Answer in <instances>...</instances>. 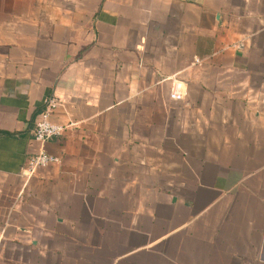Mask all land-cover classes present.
Segmentation results:
<instances>
[{"label": "crops", "instance_id": "crops-1", "mask_svg": "<svg viewBox=\"0 0 264 264\" xmlns=\"http://www.w3.org/2000/svg\"><path fill=\"white\" fill-rule=\"evenodd\" d=\"M0 264H264V0H0Z\"/></svg>", "mask_w": 264, "mask_h": 264}, {"label": "built area", "instance_id": "built-area-1", "mask_svg": "<svg viewBox=\"0 0 264 264\" xmlns=\"http://www.w3.org/2000/svg\"><path fill=\"white\" fill-rule=\"evenodd\" d=\"M185 93L186 89L183 83L175 82L171 86L169 95L172 98L180 99L184 97ZM57 103L58 100L53 95L47 96L44 99L43 108L34 118V125L32 127V136L35 140L44 142L45 140L62 132L64 125L51 119L52 110ZM58 160V156L49 153L44 147H41L29 157L27 165L22 172L24 174H30L38 167L49 165L57 162Z\"/></svg>", "mask_w": 264, "mask_h": 264}]
</instances>
